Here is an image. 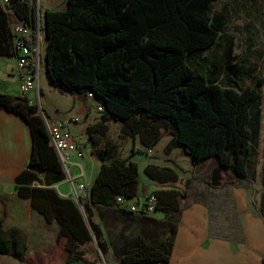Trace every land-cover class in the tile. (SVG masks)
<instances>
[{"label": "trees", "instance_id": "obj_1", "mask_svg": "<svg viewBox=\"0 0 264 264\" xmlns=\"http://www.w3.org/2000/svg\"><path fill=\"white\" fill-rule=\"evenodd\" d=\"M217 0H67L63 10L45 9V64L49 82L62 91L91 92L102 106L104 121L122 122L130 135H155L159 129L194 164L215 158L228 171L226 184L250 180L255 157L248 122L261 101V80L241 87L231 80L210 81L187 62L215 44L218 31L211 17ZM16 19L32 24L33 0H9ZM41 10V8H40ZM41 12V11H40ZM9 18L0 6V56L10 52ZM231 66H225L230 71ZM0 109L19 115L28 124L32 152L25 172L42 174L47 186L64 180L63 169L49 143L41 109L27 96L0 93ZM43 112V111H42ZM44 114V112H43ZM142 143H147L142 138ZM100 163L89 187L86 218L71 199L57 198L52 189L34 188V208L60 224L66 239L65 264H93L95 259L77 248L94 240L102 255L108 247L100 228L91 222L89 204L116 207L117 197H137L138 165L130 157L114 156L109 149L92 151ZM145 173L159 181H177L174 173L148 165ZM208 185L209 181H206ZM155 210L166 213L167 234L136 239L116 252L120 264L165 263L171 257L179 216V198L186 192L155 190ZM54 194V195H53ZM154 210V211H155ZM260 212V211H259ZM264 218V213L260 212ZM264 262V260H262Z\"/></svg>", "mask_w": 264, "mask_h": 264}, {"label": "crops", "instance_id": "obj_2", "mask_svg": "<svg viewBox=\"0 0 264 264\" xmlns=\"http://www.w3.org/2000/svg\"><path fill=\"white\" fill-rule=\"evenodd\" d=\"M45 9L63 10L52 0H45V5L40 11L45 12ZM219 37L214 45L201 54L214 56V50L219 46ZM41 58L40 72L36 79L37 91L29 92L34 93L36 99L42 95L41 87L51 84L46 73L45 42L42 45ZM225 66L227 65L224 64L217 68L211 63L210 67L203 71L192 67L206 75L210 81L223 85L231 80L238 83L239 67H231L228 72L225 71ZM19 90L20 73L16 69V59L12 56H0V93L21 96ZM60 91L71 96L65 113L58 107H51L45 103H39V106H41V111L45 110L48 114V119L45 113L44 116L49 122L57 123L68 117L77 119L68 127L72 143L84 155L83 158H76L72 156L71 151H68L70 154L68 165L71 166V176L76 184L84 183L89 190L100 166V163L92 156V151L98 149H109L114 156L120 158H131L135 152L146 151L145 153L149 156L147 160L141 161L144 164L143 173L155 184L154 191L171 190L181 193L178 189V182L182 175L187 174L185 179H192L186 191V197L179 198V219L169 261L150 262L149 264H264L262 262L264 260V218L260 214V212L264 213V196H261L257 204L253 198L252 189L244 184L253 179H237L233 185H230L232 187L228 191V198L234 214L232 221L229 222L226 217V222L225 213H218L221 207L216 210L217 219H213L215 216L213 217L212 203L208 196L214 193L215 189L220 188L209 187L205 179H199L200 172L192 169L194 162L181 151L180 147H169L171 138L164 130L158 131L160 138L151 149L146 146L152 144L155 139L150 129H147L146 133L143 131V137L142 133L132 136L125 125L118 122L120 126L117 136L111 139L109 138L111 121L103 120L102 115L97 111L99 103L96 100L87 98L84 93ZM29 93L27 98L35 104L34 99L29 97ZM253 111L257 118L262 114H259L257 108H253L251 113ZM142 138H145L147 143H142ZM116 140L130 141L129 150L125 155L119 154ZM161 141L164 143L163 155L157 158L153 153ZM31 152L32 138L28 124L19 115L0 109V264H65L68 254L65 249L66 239L59 237L60 224L56 219L47 218L34 208L31 195L34 188L52 189L55 191L53 195L57 198L71 199L69 194L72 188L64 181L47 186L42 174L33 176L25 172L28 169ZM178 159L188 164V167L183 168L178 163ZM208 160L213 161L216 168L219 167L215 158H208ZM95 163L98 164L96 172ZM148 165L166 170L168 174L174 173L177 181L162 182L150 177L145 173ZM78 167L82 171V178L79 177ZM261 171L264 174V170ZM226 172L227 176L231 175L230 172ZM239 180L243 182L239 183L240 186L237 185ZM147 196H144V200ZM129 202L141 205L138 195L132 197ZM89 208L91 222L100 228L102 241L108 247L106 256L109 257V261L106 264H120L116 262V252L130 244L127 232H123L121 224L118 226L119 230L116 229L113 239L116 243V250L111 246L113 241L109 237L106 224L108 213L115 215L119 220L125 218L141 221L134 240L150 239L158 235L165 237L167 234V216L163 211L155 210L149 215H143L140 213L127 214L116 207L108 208L89 204ZM77 250L84 251L87 256L95 259L97 246L94 238L80 245Z\"/></svg>", "mask_w": 264, "mask_h": 264}, {"label": "rangeland", "instance_id": "obj_3", "mask_svg": "<svg viewBox=\"0 0 264 264\" xmlns=\"http://www.w3.org/2000/svg\"><path fill=\"white\" fill-rule=\"evenodd\" d=\"M55 2L59 8L64 9L67 5V0H52ZM36 3V0H33V3ZM45 5V0H40V8ZM41 16L43 18V11H41ZM211 17L213 26L219 32V46L214 50V56L212 55H203V54H193L187 57V62L195 67L199 71H203L210 67V64H214L217 68L222 67L226 64L231 67H239L240 74L238 76V84L241 87H246L251 85L255 80H261V101L258 103L259 107L257 108L259 117H255V112L251 114V118L248 122V127L251 133V143L255 150V157L251 162L250 166V177L253 181H246V184L249 188L252 189L253 198H255L257 204L261 196H264V174L261 170H264V0H217L212 4L211 8ZM44 21V18H43ZM42 95L36 99L34 93H29V97L34 99L36 106L41 109L39 103H45L51 107H58L61 111L65 113L67 107L70 103V95H65L59 89V87L52 86L51 84L44 85L41 87ZM43 109V108H42ZM47 109V108H46ZM253 110V109H252ZM46 118L48 119V114L45 110H42ZM68 117V116H66ZM261 119V122H260ZM120 124L115 121H111V133L109 138L115 139ZM163 130V129H159ZM117 147L120 152V155H125L129 150V140H116ZM164 143L161 141L155 152L154 156L161 157L163 155ZM146 149V148H144ZM146 152V151H145ZM134 153L130 158L133 159L138 166L139 173V192H138V201L140 204L144 202V196L151 194L155 189V184L148 180V178L143 173V165L141 161L148 159L147 153ZM116 154V153H115ZM178 163L183 167H188V164L182 162L178 159ZM98 164L95 163V172L97 171ZM216 168L214 162L210 160H204L203 163L195 164L192 166L197 172H200V180L210 181L213 170ZM63 176L65 184H68L72 187L76 185V181L72 178V169L71 166H62ZM195 173V172H194ZM227 172L222 170L220 171V180L221 185L215 189L214 193H210L208 199L212 203V213L213 219H217L218 208H222L218 213H225V218L227 217L229 222L234 218L232 211V205L230 204L228 198V191L232 187L226 184L227 181ZM187 174L182 175L181 180L178 182V189L180 192H186L191 184V180L185 179ZM255 177V178H252ZM188 180V181H187ZM239 183H243L242 180H239ZM236 185V186H237ZM211 187L210 185H207ZM218 190V191H217ZM218 192V193H217ZM69 198L75 203L74 197L69 194ZM223 201V204H222ZM83 213H85L86 202L80 200ZM76 204V203H75ZM222 204V206H219ZM77 206V204H76ZM218 206V207H217ZM260 206V204L258 205ZM101 209V208H100ZM102 212V211H101ZM179 210L172 212L171 216L175 219L178 216ZM86 218V213L84 214ZM226 218V222H227ZM107 228L110 239L113 241L114 235L116 234V229L119 230L118 226L123 225V232H127V239L130 240L129 243H132L136 238V232L141 224V221L125 218L119 220L115 215L108 213L107 216ZM216 222V220H214ZM117 225V226H116ZM96 242V241H95ZM115 242H111V246L116 250ZM97 254L94 264H106L109 261L108 256L101 254L97 242ZM111 247V249H113Z\"/></svg>", "mask_w": 264, "mask_h": 264}, {"label": "built area", "instance_id": "obj_4", "mask_svg": "<svg viewBox=\"0 0 264 264\" xmlns=\"http://www.w3.org/2000/svg\"><path fill=\"white\" fill-rule=\"evenodd\" d=\"M39 3L40 0H36V3L34 2L35 16L33 23L30 24L16 19L12 10L7 7L9 0H0V6L9 18L10 52L12 57L16 59V69L20 73L19 91L23 96H27L30 91H37L36 79L40 72L41 49L45 39L43 18L41 12L38 13V9L40 8ZM86 97L96 100L91 92H88ZM97 111L99 114H102L103 108L101 105H98ZM40 114L49 136V143L53 147L61 166L64 167L69 163L70 154L68 151H71L72 156L76 158H83V152L72 143V136H70L71 133L68 130L69 125L75 123L77 119L68 117L57 123H53L46 120L42 111H40ZM78 170L79 177L82 178L83 174L79 167ZM71 195L85 201L88 196V189L84 183H77L72 187ZM116 203L122 210L149 215L154 212L157 199L151 193L140 206L138 203H130L128 199L123 197H117Z\"/></svg>", "mask_w": 264, "mask_h": 264}, {"label": "water", "instance_id": "obj_5", "mask_svg": "<svg viewBox=\"0 0 264 264\" xmlns=\"http://www.w3.org/2000/svg\"><path fill=\"white\" fill-rule=\"evenodd\" d=\"M38 13H40V8L38 9ZM43 18H44V15H43ZM46 73H47V71H46ZM220 171H221L220 167H217L212 172L209 184L213 188L219 187L221 185ZM74 200H75V203L77 204V207H78L80 213H82L81 214L82 217L85 219V216H84L85 213H83V211H82L80 200L77 197H74Z\"/></svg>", "mask_w": 264, "mask_h": 264}]
</instances>
